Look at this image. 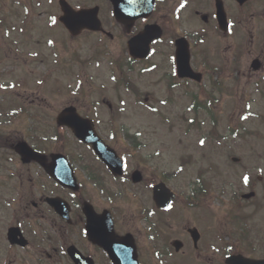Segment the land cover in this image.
<instances>
[{
  "label": "flooded vegetation",
  "instance_id": "af4514ba",
  "mask_svg": "<svg viewBox=\"0 0 264 264\" xmlns=\"http://www.w3.org/2000/svg\"><path fill=\"white\" fill-rule=\"evenodd\" d=\"M219 1L228 22L227 29L221 32L217 31L215 21L216 0L156 1V11L149 24H158L163 36L151 45L152 60L157 63L153 80L155 90L213 91L215 100L220 91H225L220 105L227 101L230 92H264V0L261 4L252 0L244 5L235 0ZM60 15L59 6L49 7L45 0H0V241L10 253H15L14 259L7 263L73 264L69 249L74 247L92 264H112L100 247L106 242H94L89 237L90 231L87 233L85 205L91 206L97 216L105 212L110 214L117 239L132 235L137 251L140 250L139 264H147L140 246L146 235L160 263L171 258L174 264L191 261L228 264V259L236 256L264 261V237L249 238L248 232L252 229L246 222L238 233L245 237L241 240L237 235L229 239L223 226L208 220L177 228L172 237L140 230L137 217L126 225L123 212L116 210L119 206L113 204L114 198L121 194L122 182L126 181H116L103 166L97 172L86 166L91 148L75 142L66 128L56 126L57 117L65 108H74L80 118L96 124L99 108L105 105L112 112L113 105L104 98H87L94 89L89 82H83L80 61L63 52L58 54L59 65L65 61L66 65L74 66L80 82L75 98L66 101L61 85L51 81L50 72H42V50L38 49V53L32 50L35 42L48 45L72 41L59 23ZM209 25L215 28L214 39L207 31ZM144 26L146 22L136 23L132 33L136 34ZM119 28L112 20L110 32L114 34ZM87 33L81 32L79 38ZM131 34L125 33L124 37ZM180 39L187 42L190 66L201 74L202 84L178 78L175 55ZM110 60L108 66L112 74L122 75L121 81L123 74L129 72V58L117 53ZM96 62L97 59L92 58L85 64L95 65ZM126 76L129 77V73ZM22 144L35 154L28 162H24L26 158L20 154ZM55 155L66 157L77 185L75 190L57 181L56 178L67 180L66 174L51 175V157ZM124 178L129 181L128 172L124 173ZM51 199L60 200V213L50 205ZM104 216L105 219L97 221L101 228L95 230V235L107 236L109 242L107 217ZM3 219L7 221L1 227ZM10 228L20 230L27 243L25 247L9 246L7 233ZM193 228L199 233L197 245L195 236L189 234ZM245 240L250 243L242 244ZM177 241L181 242L180 246L175 243Z\"/></svg>",
  "mask_w": 264,
  "mask_h": 264
},
{
  "label": "rangeland",
  "instance_id": "374dc122",
  "mask_svg": "<svg viewBox=\"0 0 264 264\" xmlns=\"http://www.w3.org/2000/svg\"><path fill=\"white\" fill-rule=\"evenodd\" d=\"M52 3L53 0L50 4ZM90 43L91 39L81 41L77 44V51L87 52ZM122 45L123 42L115 40V43L111 44L112 52L120 53ZM108 46L110 48V43ZM107 61L100 60L98 67L87 69L89 77L85 75L82 78L83 82L86 79L93 81L92 86H97L99 90L97 95L99 99L105 97L114 102L118 98L119 108L113 109L114 118L110 117L109 111L105 108H99L97 122L99 131L123 153L129 168L143 166L146 181L144 183L147 187L159 178L162 172L169 175L174 169L176 175L173 178L176 185L187 189L190 183L200 178L204 187L205 192L202 200L198 202L199 207L192 205L187 199L178 201L170 207L169 214L178 220H166V227H163L166 233L162 235L172 237L177 228H186L187 225L192 226L208 220L223 226L229 239L233 235H237L239 240L245 238L238 234L245 222L252 229L248 232L251 234L249 238L252 240L263 238L264 93H260L261 98L254 91L228 93L227 101L220 106L216 104L215 112L206 120V125L195 123L203 127V131L198 132L188 123V118L192 119V116L186 113V107L190 104L182 100L180 94L169 100L166 93H163L162 99L165 102L146 104L144 96L155 88V82H151L150 77L139 79V84L146 87L144 92L136 97L123 89H116L112 93L109 87L111 78L108 75L111 69L107 67ZM73 78V75L67 76L66 82L62 84L64 88L62 95L66 101H72L77 93L73 90V85L67 87L74 83ZM93 93L95 94V90ZM161 96L159 93L156 97ZM87 98L91 99L89 96ZM215 113L216 118L220 119V130L230 137L223 147L208 145L204 138V128H208ZM245 113L248 118L240 120ZM199 118L205 120L203 115ZM121 131L134 133L141 144L145 143L144 148L132 156L128 145L119 139ZM169 132H175L177 136L167 135ZM111 133L113 135L110 140ZM232 134L236 135L234 140ZM86 163L88 166L94 165L88 158ZM245 175H249V178L242 184V177ZM174 182L172 186H175ZM134 191L141 202L146 203L148 207L151 206V199L144 185L138 186ZM248 193H254L255 197L246 202L236 201L238 197ZM121 209L125 223L129 226V220H134L138 213V204L137 202L124 204ZM6 221L7 219L1 221V227ZM234 239L238 240L237 237ZM247 240L243 243L238 242L250 243ZM140 246L144 263L156 264L155 248L148 241L147 235ZM5 259H10L9 252L0 244V260ZM158 264H174V260L169 258ZM188 264L200 263L191 261Z\"/></svg>",
  "mask_w": 264,
  "mask_h": 264
},
{
  "label": "water",
  "instance_id": "95a60500",
  "mask_svg": "<svg viewBox=\"0 0 264 264\" xmlns=\"http://www.w3.org/2000/svg\"><path fill=\"white\" fill-rule=\"evenodd\" d=\"M111 1L115 5L114 13H115L116 19L121 20V22H127V21H130L133 19L135 20L138 17L139 11H135V7H132L131 10L127 11L124 8V1L123 0H111ZM151 2L149 0L145 1L143 4V7H145V5L148 7L151 4ZM128 16H130L131 19L128 18ZM79 25H81V24H79ZM82 26L83 27L72 25V26H70V28L73 31L78 30L77 32L81 31L83 28H88V27L91 30L99 29V24L96 21H89L88 23L83 22ZM148 29L149 28H147L144 31V33L139 35L140 38H137L131 42V46H130L131 52L135 57H141L142 56V54L145 50L146 41H150L149 40L150 38L160 35V32L159 31L156 32L155 29H153V28H151L149 30ZM63 117H65V116H62V118ZM64 124H66L68 126H72L74 123L66 122ZM74 131L76 132V134L79 136L80 139L87 140V142H90L95 149H98L97 154L99 156L102 155L103 148H105V147L101 144L99 139L92 132L91 128H87V127H85V128H74ZM84 133H85V136H83ZM125 254L126 255L124 256V258H115L114 259L115 264H137L136 257L134 254L133 245L131 247V253L129 250H125Z\"/></svg>",
  "mask_w": 264,
  "mask_h": 264
}]
</instances>
